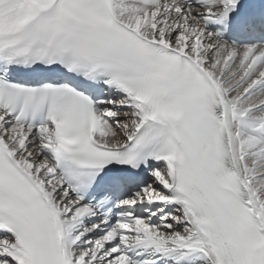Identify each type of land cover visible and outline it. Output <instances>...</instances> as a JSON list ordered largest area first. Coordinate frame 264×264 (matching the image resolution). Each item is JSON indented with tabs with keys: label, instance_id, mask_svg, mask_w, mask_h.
<instances>
[{
	"label": "snow or ice",
	"instance_id": "1",
	"mask_svg": "<svg viewBox=\"0 0 264 264\" xmlns=\"http://www.w3.org/2000/svg\"><path fill=\"white\" fill-rule=\"evenodd\" d=\"M0 264H264V0H0Z\"/></svg>",
	"mask_w": 264,
	"mask_h": 264
}]
</instances>
